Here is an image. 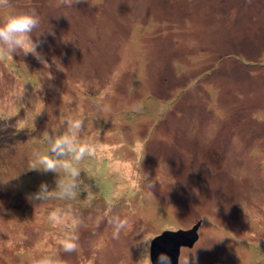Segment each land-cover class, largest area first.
Wrapping results in <instances>:
<instances>
[{
    "label": "rangeland",
    "instance_id": "1",
    "mask_svg": "<svg viewBox=\"0 0 264 264\" xmlns=\"http://www.w3.org/2000/svg\"><path fill=\"white\" fill-rule=\"evenodd\" d=\"M10 4L39 14L54 79L32 55L0 56V264H151L143 238L198 221L178 264H264V0ZM81 116L95 154L61 198L64 173L30 165Z\"/></svg>",
    "mask_w": 264,
    "mask_h": 264
},
{
    "label": "clouds",
    "instance_id": "2",
    "mask_svg": "<svg viewBox=\"0 0 264 264\" xmlns=\"http://www.w3.org/2000/svg\"><path fill=\"white\" fill-rule=\"evenodd\" d=\"M88 2V0H60V4L71 8L74 4ZM0 12L4 15L0 17V56L7 54L9 57L15 55H32L46 70L41 73V78L48 80L54 79L51 71L52 67L45 56L38 51L41 42L33 39L34 33L40 27L41 19L36 9L12 10L10 0H0ZM56 69L63 71L62 65L55 63ZM84 117H75L65 120L63 123L67 130L63 134H57L55 137L46 135L48 143L47 151L40 154L30 165L31 170L42 173H58L62 171L64 176L57 181V188L61 198L75 197L77 188V178L80 176L79 162L86 156L95 154L93 144L80 140V132L84 127ZM146 150L141 149V159ZM37 200H46L49 198L48 186L41 184L39 192L34 195ZM58 212H53L50 216L52 221H57ZM128 221L120 220L116 223L114 238H119L120 230L125 228ZM78 237L70 235L62 241V247L65 252H74L78 248ZM152 237H145L140 241L144 248L151 246ZM196 256L192 252L185 253L180 264H196ZM37 264H58L51 258L44 257L37 261ZM156 264H172L171 258L167 253L158 254Z\"/></svg>",
    "mask_w": 264,
    "mask_h": 264
},
{
    "label": "water",
    "instance_id": "3",
    "mask_svg": "<svg viewBox=\"0 0 264 264\" xmlns=\"http://www.w3.org/2000/svg\"><path fill=\"white\" fill-rule=\"evenodd\" d=\"M199 224L198 221L187 229H165L155 235L149 247L150 263L156 264L158 254L165 252L171 258L172 264H178L181 247L190 248L197 241Z\"/></svg>",
    "mask_w": 264,
    "mask_h": 264
}]
</instances>
